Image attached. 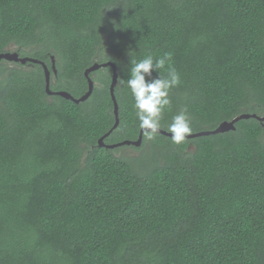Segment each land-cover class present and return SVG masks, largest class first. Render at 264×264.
<instances>
[{
    "label": "trees",
    "instance_id": "trees-1",
    "mask_svg": "<svg viewBox=\"0 0 264 264\" xmlns=\"http://www.w3.org/2000/svg\"><path fill=\"white\" fill-rule=\"evenodd\" d=\"M11 47L49 69L54 56L50 88L75 98L86 68L115 63L106 144L139 136L120 79L148 55L180 74L165 129L182 107L192 133L264 115V0H0ZM89 76L75 103L46 93L41 64L0 62V264H264V121L115 155L98 145L112 69Z\"/></svg>",
    "mask_w": 264,
    "mask_h": 264
},
{
    "label": "clouds",
    "instance_id": "clouds-1",
    "mask_svg": "<svg viewBox=\"0 0 264 264\" xmlns=\"http://www.w3.org/2000/svg\"><path fill=\"white\" fill-rule=\"evenodd\" d=\"M120 83L131 93L138 127L146 140H154L162 129L170 133V140L175 145H181L187 140L192 128L186 107L172 116L166 129L161 124L165 112L171 108L170 92L181 83L170 53L158 57L148 55L133 61L127 79L121 78Z\"/></svg>",
    "mask_w": 264,
    "mask_h": 264
},
{
    "label": "water",
    "instance_id": "water-1",
    "mask_svg": "<svg viewBox=\"0 0 264 264\" xmlns=\"http://www.w3.org/2000/svg\"><path fill=\"white\" fill-rule=\"evenodd\" d=\"M2 60L9 61V62H20L22 64H24L26 62H34V63L41 64L43 66L44 73H45V81H46L45 89H46V93L48 95L56 94V95L62 96L64 98H66V99L72 100L75 103H79V102H83V101L87 100L89 98V96L91 95V93H92L93 86H94V81L89 76V74L91 72L96 71L99 68L110 66L111 69H112V78H111V84H110V95H111V99L113 101V112H114V116H115V122H114V125L112 126V128L107 133H105L103 136H101L99 138L98 145L99 146H104L106 148L113 149V148L120 147V146H123V145L139 146L141 144L142 138H143V134H142L141 130H140L139 136H138V138L136 140H122L120 142L113 143V144H106L104 142V139L111 133V131L113 129H115L117 127V125L119 123L118 104H117V101H116V98H115V94H114V88H115V86L117 84V79H118V73H117V68H116L115 63H113L111 61H107V62H103V63L95 62L91 66L86 68V70L84 71V75L87 78L88 90H87V92L84 95H82V96H80L78 98H75L72 94H70L69 92H67L65 90H59V91L51 90V88H50L51 72H53L54 75H56V73H57L54 56H51V67H50V69L47 67V65L44 62L39 61L37 59H33L31 57H27V56L21 57V56H19V53L16 52V51H12V52L11 51H7V52L0 53V62ZM249 118H256L260 122L264 121V115L263 116H259V115L254 114V113H242V114H239L238 116L234 117L230 121H224V122L220 123L215 129L202 130V131L191 133L188 136V138H194V137H198V136H202V135H210V134L226 132V131H229V130H234L235 129L234 124L237 121H239L240 119H249ZM160 133L163 134V135H166V136H170V133H167L164 129H162Z\"/></svg>",
    "mask_w": 264,
    "mask_h": 264
},
{
    "label": "rangeland",
    "instance_id": "rangeland-1",
    "mask_svg": "<svg viewBox=\"0 0 264 264\" xmlns=\"http://www.w3.org/2000/svg\"><path fill=\"white\" fill-rule=\"evenodd\" d=\"M15 47H11L10 50L15 51L14 50ZM8 65L11 66L12 62L7 61ZM140 144L139 146H131V145H123L121 147L116 148V150L114 151L115 155H125V156H132V157H136V156H140L143 154V152L146 150L147 147L143 146L141 148ZM144 154H149V150H146V152Z\"/></svg>",
    "mask_w": 264,
    "mask_h": 264
}]
</instances>
